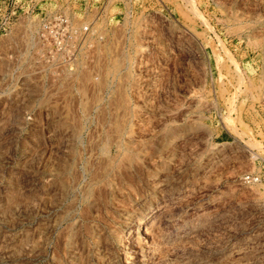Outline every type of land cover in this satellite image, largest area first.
<instances>
[{
    "label": "rangeland",
    "instance_id": "374dc122",
    "mask_svg": "<svg viewBox=\"0 0 264 264\" xmlns=\"http://www.w3.org/2000/svg\"><path fill=\"white\" fill-rule=\"evenodd\" d=\"M132 5L122 59L51 52L39 100L0 0V264H264V0Z\"/></svg>",
    "mask_w": 264,
    "mask_h": 264
},
{
    "label": "built area",
    "instance_id": "2783aa9c",
    "mask_svg": "<svg viewBox=\"0 0 264 264\" xmlns=\"http://www.w3.org/2000/svg\"><path fill=\"white\" fill-rule=\"evenodd\" d=\"M4 1L12 5L14 18L9 53L14 99L19 94L44 99L51 52L61 63L72 59L73 71L87 67L90 56L100 52L110 62L118 63L123 48L127 51L137 31L139 15L132 0H1ZM113 20L120 24L114 27ZM118 31L124 41L115 46ZM124 78L118 72L116 81L110 80L113 99H130Z\"/></svg>",
    "mask_w": 264,
    "mask_h": 264
},
{
    "label": "bare ground",
    "instance_id": "6f19581e",
    "mask_svg": "<svg viewBox=\"0 0 264 264\" xmlns=\"http://www.w3.org/2000/svg\"><path fill=\"white\" fill-rule=\"evenodd\" d=\"M104 58V57H103ZM102 83V82H101ZM50 105V104H49ZM23 108V107H22ZM112 108V107H111ZM65 111V110H64ZM24 112V111H23ZM127 113V112H126ZM121 114V113H120ZM113 118V117H112ZM78 125V124H77ZM106 131V130H105ZM118 133V132H117ZM108 134V133H107ZM67 147V146H66ZM116 148V147H115ZM127 148V147H126ZM132 148V147H131ZM133 151V150H132ZM133 153V152H132ZM130 155V154H129ZM132 155V154H131ZM136 155V154H135ZM134 155V156H135ZM133 156V155H132ZM126 157H127V155H126ZM132 158V157H131ZM127 159V158H126ZM133 159H134V157H133ZM113 161V160H112ZM137 161V160H136ZM131 163V162H130ZM137 164V163H136ZM122 165V164H121ZM94 166V165H93ZM112 166H110V168H111ZM109 168V169H110ZM101 169V168H100ZM115 170V169H114ZM106 171V170H105ZM92 174V173H91ZM97 175V174H96ZM16 185V184H15ZM104 188V187H103ZM103 190V189H102ZM97 195V194H96ZM119 204V203H118ZM157 208V207H156ZM142 218V217H141ZM130 221V220H129ZM138 222V221H137ZM142 224V223H141ZM137 225H138V223H137ZM138 227V226H137ZM136 228V227H135ZM149 229V228H148ZM138 234H139V232H138ZM140 236V235H139ZM142 236V235H141ZM148 245V244H147ZM136 259V258H135ZM145 263V262H144ZM264 263V262H263Z\"/></svg>",
    "mask_w": 264,
    "mask_h": 264
}]
</instances>
